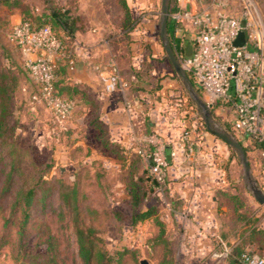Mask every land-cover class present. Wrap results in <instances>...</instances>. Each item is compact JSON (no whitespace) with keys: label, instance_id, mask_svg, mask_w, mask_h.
Listing matches in <instances>:
<instances>
[{"label":"rangeland","instance_id":"374dc122","mask_svg":"<svg viewBox=\"0 0 264 264\" xmlns=\"http://www.w3.org/2000/svg\"><path fill=\"white\" fill-rule=\"evenodd\" d=\"M172 1L173 4L175 1L179 4V0ZM243 1L229 0V9L235 12L242 11ZM249 1H253L256 10L264 17V0ZM125 3L126 7L120 0H67L63 5L80 18L78 25L82 28L99 25L112 27L111 32H108V37L113 38L111 59L118 64L125 81H131L133 77L138 81H147L149 89L153 92L160 91L164 85L161 82L167 81L164 88L171 91L167 104L173 109H184L187 119H190V125L194 123L201 136L210 137L222 148L218 150L220 154H217L224 158V169L228 177L226 187L230 190V195L239 199L243 206L240 211L242 215L250 220H258V226L264 229V208L258 204L250 191L238 154L222 140L207 132L198 107L190 99L183 81L174 73L162 47L159 35L161 0H125ZM49 7L46 0H17V4L12 8L0 7V64L4 70L9 71L16 78L15 97L17 99L20 97L18 90L20 85L26 86L29 92L35 89V84L27 74L26 61L21 51L13 44L9 35L12 28L23 18L49 15ZM127 14L133 21L132 31L125 28ZM14 19L16 21L11 22ZM179 25L181 28L177 29V34H168L178 60L180 50L175 48L182 47L183 43L191 42L192 38L186 22L182 21ZM133 89L130 86L129 92L124 94L126 99L129 98ZM197 93L203 99L202 94L198 91ZM220 108L223 110L220 111ZM92 109L88 110V116L77 128H69L71 119L61 124V128H65L62 129L63 132H57L55 127H52V115L43 105L34 104L33 108L28 110L22 104V109L17 112V118L14 119L18 121V129L14 144L22 150L23 156L20 158V163L22 165L24 163L22 166L24 170L20 175H16L15 180L19 185H23L25 181L28 182L27 186L32 185L31 180L38 177L39 171L42 174L40 183L47 191L42 195L40 192L38 194L39 202L32 209L27 226V246L20 256L16 247V226H12L11 222L3 226L4 220L0 214V242L1 240L9 241L8 245L0 246V264H43L47 254L45 242L49 234L54 237V242L59 244L55 262L76 264L77 244L73 222L59 196L61 191L66 192L65 189H61L62 185L72 186L73 184L78 186V203L83 210L85 225H91L98 230L99 238L105 242L111 253L115 254L118 251L124 253L116 264H142V262L146 264H227L223 258L212 261L191 260L181 245L161 244L157 241L161 227L156 220L132 225V199L127 185L134 187L140 185L138 179L143 177L141 173H144L148 167L138 166L134 169H126L124 161L129 158L133 163L137 158L131 153L126 154L124 148L113 143L109 130L107 131L111 142L108 147H104L107 134L104 136L101 131L92 129L89 124L91 120L98 119L97 121L102 123L105 129L108 127L102 119L101 109L100 117L93 113ZM32 111L35 116H31ZM210 111L215 127L233 136L243 145V135H238L232 130V120H230L232 106L221 103L215 110L210 109ZM249 138L255 145V139ZM5 148L9 149L6 146H0V187L13 157ZM246 149L252 178L264 192V153L255 152L251 146H247ZM32 163L34 166L31 165ZM147 165L149 166L148 160ZM142 185L149 189L146 182ZM15 189L14 186L13 190ZM155 189L156 193H154L155 190L153 192L151 190L148 194L146 207H157L165 211L167 179L163 185ZM11 196L13 197L14 194ZM91 210L93 212H89ZM5 211L8 217L9 207ZM116 213L127 216V220H121ZM224 214L230 223H234L235 226L238 224L239 219L234 211H226ZM14 217L15 220H19L20 213ZM259 241H261L260 237L257 239L258 244L255 245L254 251L264 257V247H260Z\"/></svg>","mask_w":264,"mask_h":264},{"label":"crops","instance_id":"0c3cea01","mask_svg":"<svg viewBox=\"0 0 264 264\" xmlns=\"http://www.w3.org/2000/svg\"><path fill=\"white\" fill-rule=\"evenodd\" d=\"M178 5L182 11L189 8L184 2H179ZM14 21L16 19L11 22ZM185 22L192 34L191 42L183 43L182 47L175 49L191 56L194 51L193 27L189 21ZM77 26L74 38L67 44L73 64L67 75L62 77L63 85L76 91L78 102L69 128H77L88 116L90 107L82 100L83 96H86L101 107L102 119L108 127L111 141L124 148L126 154L134 155L138 166L148 167L147 158L150 151L157 144H162L169 162L165 192L167 205L165 211L158 209L164 233H160L157 241L161 244L181 245L191 260L221 259L218 252L220 245L225 251H229L240 243V235L247 228L238 220L236 226L230 223L224 214L230 210L236 214L237 206L230 200L233 195H230V190L226 187L228 177L224 169V158L217 154L222 148L216 141L203 135L194 158H186V151L179 146L181 134L186 128L194 127V123L190 125V119H187L184 109H173L167 104L171 94L170 90L164 88L167 81L161 82L164 85L160 91L153 92L149 89L147 81H138L133 77L128 82L134 89L127 99L124 94L128 93L130 88L125 92H104L94 67L104 68L111 59L113 38L108 37V32H111L112 27ZM180 28L181 25L173 34H177L176 31ZM26 58L23 55V59ZM23 90L26 95L29 89L24 86ZM126 101L133 105L132 110L126 108ZM221 109L220 111L223 110ZM31 116H35L33 111ZM230 118L233 124L234 110ZM242 139L244 147L251 146L255 152H263L252 144L247 136L243 135ZM172 153H175V157H172ZM130 160L126 159V169L131 164ZM153 190L156 193L155 187ZM150 221L153 220L146 222Z\"/></svg>","mask_w":264,"mask_h":264},{"label":"built area","instance_id":"2783aa9c","mask_svg":"<svg viewBox=\"0 0 264 264\" xmlns=\"http://www.w3.org/2000/svg\"><path fill=\"white\" fill-rule=\"evenodd\" d=\"M57 1L63 4L67 0ZM179 2L189 8L180 9L172 18L177 23L189 21L193 27V54L178 57L183 70L191 76L210 108L221 102L231 104L235 112L233 131L264 142V17L249 0L243 1L244 9L240 12L229 9V0ZM241 33L245 35V44L234 46ZM9 36L27 57L26 71L37 88L31 104L46 107L60 125L69 121L77 103L55 91L59 65L66 60L70 68L73 64L67 45L50 26L34 27L29 21L21 20ZM94 69L104 92H125L130 88L114 59L104 68ZM126 108L132 110L133 105L126 101ZM201 140L195 126L182 132L179 146L186 151L188 160L194 158ZM171 155L175 157V153ZM147 159L149 175L155 187H160L167 178L165 147L157 144ZM242 260L245 264H264V258L258 255L244 254Z\"/></svg>","mask_w":264,"mask_h":264},{"label":"trees","instance_id":"16d2710c","mask_svg":"<svg viewBox=\"0 0 264 264\" xmlns=\"http://www.w3.org/2000/svg\"><path fill=\"white\" fill-rule=\"evenodd\" d=\"M46 1L50 5L48 10L49 15H41L34 18L25 17L22 19V21H29L34 27L50 26L54 33L61 39V41H63V43L67 45L74 38L75 32L78 30L77 24L80 22V18L76 16L70 8L65 7L57 0ZM120 2L126 7L125 0H120ZM16 4L17 0H0V5H3L4 7L12 8ZM178 11H180L178 3L175 1V3L173 4V1L171 0L170 17L167 27L169 35H172L173 31L179 27V23H177L172 18V15ZM126 20L127 21L125 24V28L132 31L133 21L130 19L129 14H127ZM50 22L53 24H51ZM179 56L186 55L181 51ZM69 70L70 66L67 60L59 65V68L56 71L57 80L55 83V91L57 95L72 99L76 101L78 105L77 99L75 97L76 91L74 92L72 89H69L68 87H65L63 85L62 77L66 76ZM188 76L195 86L191 76ZM15 81L16 78L14 77V75H12V73H10L9 71L4 70L0 64V146L8 147L9 149H5L8 150L9 155L13 156L10 160V163L8 164L9 169L6 172L5 179L3 180L0 187V214H2V219L4 220L3 226L9 225L10 222L12 226H16V247L18 249V256H20L27 246L26 232L31 217V211L39 202V192L42 195L45 191H47V189H44L42 187V184L40 183L42 174L38 170L37 173L39 175L37 178L31 180L33 183L32 185L27 186V181H25L23 185H19L15 180L17 178L16 175H20L24 170V168L22 167L24 163L23 165L20 163V158L23 156L22 150H20L14 144V140L16 139V131L18 129V121L15 119L17 118V112L22 109V104H24V108H28V110H30V108H33V104H31V98L37 92V88L34 85L35 89L30 90L25 95L23 87L22 85H20V87L18 88V90L20 91V97L17 99V97H15L17 88L15 86ZM197 91L201 93L198 89ZM82 100L87 106L93 108V113L98 114V117H100V108L95 101L87 99L86 96H83ZM221 103H219L215 107H212L211 109L215 110ZM227 105L231 106V104L229 103H227ZM51 118L53 122L52 127H55L54 129L57 130V132H61L62 129H65L61 128L60 124L57 123L52 116ZM97 120H91L89 126L92 129L101 131L104 136L105 134H107L104 147H108L109 143L111 142L110 138L108 137V129H105L102 123L98 122ZM234 133L236 132L234 131ZM99 139L101 138L99 137ZM254 142L255 145H257L264 152V142H259L257 140H254ZM244 149L247 155L246 147H244ZM248 161L250 163L249 159ZM125 162L126 160L124 161V165ZM31 165L34 166L33 163ZM135 167H138L136 161L131 163L128 166V169H134ZM141 175L143 177L138 179L140 185H136V187L127 185L130 191V197L132 199V225L140 224L148 220H156L157 224L161 227L162 235V233H164V230L162 223L159 221L158 208L146 207L147 196L151 190L153 192V188L156 184L155 182H153L151 176L149 175L148 169L144 173H141ZM145 182L149 185L148 190L147 188H145V186L142 185ZM14 186L16 187L15 190H13ZM62 188L65 189L66 192L61 191L59 196L61 198V201L63 202V207L70 213V219L73 222L74 234L76 236V264L118 263L123 257L124 253L120 251L115 252V254L111 253L109 249H107L105 242L101 238H99L98 230L91 225H85L83 219V210H81V207L78 203V186L76 184H73L72 186L62 185L61 189ZM11 194H14V196L12 197ZM230 200L237 206L236 215L239 221H244V226H246L247 228L244 229L240 235V243L235 247L230 248L228 253H226L225 249H223V246L220 245L221 248L218 252L221 254V258L226 260L227 264H245L242 260V255L244 254L258 255L264 258L262 255L254 251L256 248L255 245L258 244L257 239L259 237L261 238V241H259V245L260 247H264V229H261L258 226V220H250L249 218L242 215L240 210L243 208V206L236 196H231ZM7 207H9L8 217H6L5 211ZM89 212L93 211L91 210ZM18 213H20V218L19 220H15L14 216ZM116 214L121 220H127V216L121 213ZM53 239L54 237L49 234L47 237V242H45V245L47 246V254L45 260H43V264H58L55 262V259L58 256L59 244L54 242ZM8 244L9 241L1 240L0 242V246H5ZM38 245L41 246L40 244Z\"/></svg>","mask_w":264,"mask_h":264},{"label":"water","instance_id":"95a60500","mask_svg":"<svg viewBox=\"0 0 264 264\" xmlns=\"http://www.w3.org/2000/svg\"><path fill=\"white\" fill-rule=\"evenodd\" d=\"M170 4L171 0H161L160 10V41L162 47L167 55V58L174 70V73L183 81L186 86L187 92L190 99L196 104L199 109V113L202 116L206 130L209 134L222 140L228 147L233 149L239 156V159L244 168V175L247 182L250 185V191L254 199L264 208V192L256 185V182L252 178L250 163L247 159L246 151L239 141L228 133L217 129L213 123V116L210 111V107L206 102L198 95L193 83L191 82L187 73L183 70L180 61L177 59L172 44L168 38V22L170 17ZM245 44V35L241 33L236 41L233 43L234 46H243ZM187 56V55H186ZM190 57V56H187ZM142 264H146L142 262Z\"/></svg>","mask_w":264,"mask_h":264}]
</instances>
